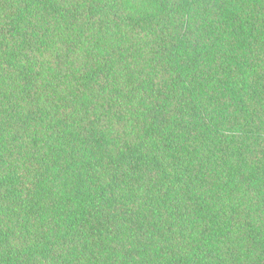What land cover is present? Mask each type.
<instances>
[{"label": "trees", "instance_id": "trees-1", "mask_svg": "<svg viewBox=\"0 0 264 264\" xmlns=\"http://www.w3.org/2000/svg\"><path fill=\"white\" fill-rule=\"evenodd\" d=\"M0 264H264V0H0Z\"/></svg>", "mask_w": 264, "mask_h": 264}]
</instances>
